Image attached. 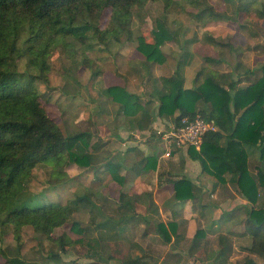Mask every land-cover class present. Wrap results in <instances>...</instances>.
Wrapping results in <instances>:
<instances>
[{"label": "trees", "instance_id": "trees-1", "mask_svg": "<svg viewBox=\"0 0 264 264\" xmlns=\"http://www.w3.org/2000/svg\"><path fill=\"white\" fill-rule=\"evenodd\" d=\"M157 1L164 10L174 4V0H0V225L11 226L15 241L13 256L3 253L7 264H29L20 257L24 226L54 242L61 253L82 239L71 240L64 233L54 237L57 228L69 224L72 231L88 232L72 219L78 207H92L88 193L65 205L46 201L45 197H24L32 170L41 163L58 164L65 147L68 158L80 167H89L92 160L88 144L82 140L87 135L65 137L40 103L37 84L47 83L52 52L62 48L73 65L89 67L91 61L82 48L92 47L86 45L87 32L91 31V38L106 47L120 45L123 36L127 42L136 41V50L143 56L145 65H162L167 58L161 46L173 40L163 21L160 18L154 21L153 42H147L132 27L134 20L143 18L146 5ZM183 1L197 10L195 19L202 25L228 19L225 13L215 11L209 0ZM237 2L242 13H247L256 3L258 15L264 21V0ZM105 10H110L108 27L100 29L95 23ZM83 17L88 20L80 24ZM205 39L210 45L219 44L210 36ZM23 57H27L25 70L18 73L17 60ZM219 62L207 58V65L195 74L188 89L182 88L176 76L158 79L161 83V91H157L158 115L173 118L177 112L174 124L183 118L192 120L196 115L214 123L216 131L204 136L198 150L188 148L190 157L198 160L201 171L221 184H231L251 204L243 221L251 237L245 250L264 260V204L257 205L264 190V172L259 168L255 174L249 171L250 149L258 152L260 161L264 160V64L245 71L246 77L254 76V79L240 85V80L232 78L226 84L221 83L219 74L210 66ZM98 74L93 71L92 78ZM107 93L112 102L120 104L125 115L139 107L138 97L122 88L110 87ZM54 175L59 178L63 174L57 170ZM116 179L122 183V179ZM173 184L175 200L193 199L188 180L178 179ZM93 222L94 217L90 224ZM171 226L168 225L170 231ZM156 232L162 241L170 242L164 224H156ZM48 259L56 264L60 262L58 253H51ZM123 264L145 263L140 258Z\"/></svg>", "mask_w": 264, "mask_h": 264}, {"label": "rangeland", "instance_id": "rangeland-1", "mask_svg": "<svg viewBox=\"0 0 264 264\" xmlns=\"http://www.w3.org/2000/svg\"><path fill=\"white\" fill-rule=\"evenodd\" d=\"M231 1L232 3L226 0H209L214 10L225 13L228 19L213 20L206 25L197 22L195 19L197 10L183 0H174V4L167 10H164L161 2H149L145 7L143 18L134 20L132 27L135 33L144 37L147 42H153L151 32L154 28V21L160 18L173 34V40L161 46L167 63H172L174 68L177 64L182 65L180 70L186 69L188 74L195 70L196 74L202 66L207 65V58L219 59V63L210 64V66L219 74L221 83H226L232 78L240 80V85H247L254 79V76L246 77L245 71L264 64V21L258 15L255 8L256 3L247 13H242L238 11L237 0ZM109 19L110 10H105L100 21L95 25H98L100 29H105L108 27ZM87 20L83 17L80 24ZM206 36L214 38L219 44H208ZM91 37L92 32H87L86 45L90 44L92 47L82 48L91 61L89 67L73 65L71 58L62 48L58 47L50 56L51 70L47 74V83L37 84L40 103L48 116L58 125L62 134L65 137L83 133L87 135L82 140L88 144V151L92 155L91 165L80 167L73 163L68 158V148L65 147L59 154L61 161L58 164L55 161L41 163L32 170L24 191V197H45L46 201L59 205H65L76 196L88 193L92 207L90 205L78 207L72 215L73 222L77 223L82 230L88 229V232L72 231L69 224L57 228L54 237H59L64 233L71 240L82 239L81 243L68 246L66 252L61 253L54 242L34 232L32 227H22L20 257L29 264H56L48 259L51 253H58L59 264H115L118 263L117 261L123 264L128 261L126 260L129 257L127 243L123 244V247L109 245L111 240L103 243L98 240L97 230L93 227L96 222L111 221L114 218L112 215L116 213L112 202L107 200V197H102L103 202L97 199V189L100 192L97 176L101 170L97 166L104 154L99 152L100 147L95 145L94 120H98L95 112L98 111L97 107L107 106L102 104L104 98L111 102L105 87V80L102 77L103 74L106 77L110 73L119 76L117 70L122 71L123 74L129 71L135 75L137 83L145 81L144 86L155 93L161 88L158 79L166 78L167 71L165 72L163 66L158 64L145 65L144 58L136 50V41L127 42L123 36L120 45L112 44L106 47ZM80 56L81 54L77 55L76 59L79 60ZM128 59H130V68H119V65L124 66ZM26 61L27 57L17 60L18 73L25 70ZM184 63L187 65L185 66ZM144 69L146 73L149 72L151 78L150 76L139 77ZM93 71L99 72L94 78H92ZM136 88L139 89V85ZM80 143L82 144V141ZM81 144L80 148L83 149ZM258 168V152L250 149L249 171L255 174ZM57 170L63 174L59 178H55L54 175ZM111 181L110 175L102 179L105 186ZM262 204H264V190H261V200L257 205ZM92 217H94V222L90 224ZM239 231L232 237L236 239L240 247L244 248L243 245L251 241L250 235L244 229V222L240 223ZM106 234L111 235L112 233L108 231ZM14 247L15 241L11 226L1 227L0 225V264H7L3 253L12 257ZM131 250L132 253L135 252L134 248ZM238 250L239 248L235 252L230 251L229 256L233 258V261L234 257L239 256ZM247 255V258H242L239 263L235 264H264V260L256 255L250 253ZM100 258L108 259L109 263ZM250 259L252 263L248 262ZM189 264H195V260Z\"/></svg>", "mask_w": 264, "mask_h": 264}, {"label": "crops", "instance_id": "crops-1", "mask_svg": "<svg viewBox=\"0 0 264 264\" xmlns=\"http://www.w3.org/2000/svg\"><path fill=\"white\" fill-rule=\"evenodd\" d=\"M129 61L119 68H130ZM160 66L167 71L166 78L178 77L183 89L192 86L195 70L188 74L186 69L180 70L182 65L174 68L166 62ZM117 72L119 76L103 74L106 89L119 87L137 96L139 107L125 115L120 104L104 98L102 104L107 106L97 107L95 112L98 119L94 120L95 145L104 154L97 166L101 169L97 176L100 187L97 199L103 202L102 197H107L116 212L111 221L93 225L98 240L103 243L111 240L109 245L119 247L127 243L126 260L142 258L145 264H189L193 260L195 264L239 263L248 256L245 248L250 243L242 248L232 235L240 230L251 204L231 184H221L201 171L200 163L190 157L188 148L168 147L156 135L157 131H168L178 114L175 112L173 118L159 117L157 91L161 88L154 93L144 86L145 81L137 83L132 72ZM142 76L152 77L145 69L140 72L139 77ZM259 169L264 172V160H259ZM106 175L112 181L105 186L102 179ZM115 177L122 179V183ZM178 179L190 182L193 199L175 200L173 182ZM158 223L165 225L170 242L162 241L157 235ZM168 225H172L171 231ZM108 231L112 234L107 235ZM238 248L239 256L233 261L230 251ZM100 260L109 263L108 259Z\"/></svg>", "mask_w": 264, "mask_h": 264}, {"label": "built area", "instance_id": "built-area-1", "mask_svg": "<svg viewBox=\"0 0 264 264\" xmlns=\"http://www.w3.org/2000/svg\"><path fill=\"white\" fill-rule=\"evenodd\" d=\"M216 126L212 121L196 115L194 119L183 118L178 124H172L168 131H157L168 147H185L198 150L207 133L215 132Z\"/></svg>", "mask_w": 264, "mask_h": 264}]
</instances>
